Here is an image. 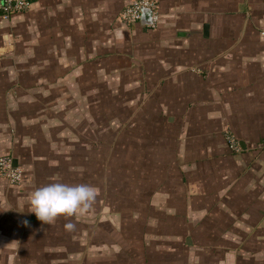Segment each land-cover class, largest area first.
Returning a JSON list of instances; mask_svg holds the SVG:
<instances>
[{
	"label": "rangeland",
	"instance_id": "rangeland-1",
	"mask_svg": "<svg viewBox=\"0 0 264 264\" xmlns=\"http://www.w3.org/2000/svg\"><path fill=\"white\" fill-rule=\"evenodd\" d=\"M132 1L115 11L110 20L103 21L104 24L92 25L97 26L96 43L101 46L95 52L87 48L86 55L81 54L82 49H71V53L62 54V46L58 49L48 46L50 41L46 31L50 22L47 17L37 19L33 16L32 6L9 17L0 14V37L6 47L0 54V80L8 86L6 95L15 101L26 102V105H31L28 98L38 99L37 106L45 108V112L41 110L39 114L42 118L37 116L39 108L36 104V112L23 104V129L36 125L47 130V136L35 138V149L31 158L24 155L25 162L8 137V149L3 150L0 157L17 158L18 166L26 173L25 180L12 185L1 174L0 177L19 193L54 182L90 185L99 193L89 212L71 219L73 223L86 226L85 233L76 237L80 240L78 247L72 244L66 248L65 258L61 255L62 247H57L54 255L61 259L50 260L47 264H84V261L86 264H196L202 263L209 253L206 234L193 231L191 227L193 222L189 213L195 208L194 198L186 197L183 210L189 215L184 218H180L179 210L172 206L165 210L171 197L176 202L175 190L185 193V187L188 188L183 174L174 167V148L177 146L174 136L181 130L183 121L185 126L184 116L191 113L186 104L164 105L176 109L170 121L165 108L158 103V92L161 95L160 90L165 83L174 82L173 77L162 81V87L146 85L150 65L158 62L154 54L159 49L143 46L152 47L147 43L154 42L159 22L153 27L142 28L136 26L137 23L125 21L124 10ZM218 27L221 30L220 24ZM79 34L85 38L82 31ZM93 36L87 32L81 46L88 44ZM205 43L199 44L202 53ZM203 59L200 57L199 61ZM145 95L151 97V102L144 99ZM17 107L21 108V105ZM6 111L9 113L8 109ZM10 111L14 115L17 112L13 103H10ZM13 128V123L8 120L10 135L14 134ZM190 131L191 134L200 128L194 127ZM230 137H234L235 146H239L238 139L227 134L230 145ZM36 175L41 181L35 184ZM175 181L180 187L176 185L175 188ZM96 206L98 210H95ZM70 233L79 234L78 231ZM188 237L193 242L186 245L193 246L194 256L203 251L197 262L187 253L185 240ZM130 238L144 240L143 243L127 240ZM213 252L216 259L226 260L221 264H232L231 248L216 246Z\"/></svg>",
	"mask_w": 264,
	"mask_h": 264
},
{
	"label": "crops",
	"instance_id": "crops-1",
	"mask_svg": "<svg viewBox=\"0 0 264 264\" xmlns=\"http://www.w3.org/2000/svg\"><path fill=\"white\" fill-rule=\"evenodd\" d=\"M129 1L32 0L31 6L33 16L47 17L50 22L46 31L48 46H62V54L82 49L81 54L86 55L87 48L90 52L100 50L95 28L110 20ZM157 1L159 25L155 40L147 43L152 47H143L151 50L157 46L159 52L154 55L158 62L150 65L146 85L162 87V81L173 77L175 83H165L161 95L158 92V103L165 108L170 121L176 109L164 105L186 104L191 113L184 116L185 126L183 121L174 136V167L181 171L188 188L185 187V193L175 190L176 202L171 197L165 210L172 206L179 210L178 216L190 214L192 230L205 233L208 244L231 248L232 264H264V0ZM205 24L209 25L208 36L204 34ZM136 26L153 27L141 22ZM179 31L188 34L180 36ZM87 32L94 36L90 43L81 46ZM1 39L0 54L6 48ZM204 42L206 48L202 53L199 44ZM200 57L204 59L199 61ZM7 88L0 80V153L7 151L11 137L13 148L25 162L24 155L31 158L35 149V138L47 136V130L36 125L23 129L22 105L36 112V104L39 117L45 108L37 106L38 99L32 97L27 100L31 105L7 97ZM146 97L151 102V97ZM10 103L16 107L15 115L10 111ZM8 120L14 126L10 129L14 131L12 135L7 131ZM194 127L200 131L190 134ZM227 134L238 139L240 150L232 149ZM38 181L41 179L36 175L34 183ZM176 185L180 187L177 181L175 188ZM34 191L35 187L33 191L19 193L0 177V264H47L60 260V256L54 255L57 247H62L61 255L65 258L66 248L72 244L78 247L80 240L76 237L86 231V226L75 223L78 229L74 231L79 234H71L65 229L68 221L64 217L54 225L39 220L28 222L35 215L30 212ZM186 197L195 199V208L189 214L183 210Z\"/></svg>",
	"mask_w": 264,
	"mask_h": 264
},
{
	"label": "clouds",
	"instance_id": "clouds-1",
	"mask_svg": "<svg viewBox=\"0 0 264 264\" xmlns=\"http://www.w3.org/2000/svg\"><path fill=\"white\" fill-rule=\"evenodd\" d=\"M98 194V189L90 185L50 183L31 193L30 212L46 225H54L58 218L64 217L68 221L65 229L71 232L76 225L70 218L89 212Z\"/></svg>",
	"mask_w": 264,
	"mask_h": 264
},
{
	"label": "built area",
	"instance_id": "built-area-1",
	"mask_svg": "<svg viewBox=\"0 0 264 264\" xmlns=\"http://www.w3.org/2000/svg\"><path fill=\"white\" fill-rule=\"evenodd\" d=\"M32 0H0V13L5 17L19 14L27 10L31 6ZM144 7H149L154 11V24L157 23L159 15L157 12L158 5L153 0H133L132 3L124 10L123 17L125 21L130 24L139 23L142 16V10ZM264 37V30L262 31ZM232 143L231 147L236 150H240L236 145V139L230 137ZM238 141V140H237ZM15 158L12 156L0 157V174L6 178L10 184L18 185L24 182L25 173L20 166L14 165ZM11 264H19L13 262Z\"/></svg>",
	"mask_w": 264,
	"mask_h": 264
},
{
	"label": "trees",
	"instance_id": "trees-1",
	"mask_svg": "<svg viewBox=\"0 0 264 264\" xmlns=\"http://www.w3.org/2000/svg\"><path fill=\"white\" fill-rule=\"evenodd\" d=\"M1 14V13H0ZM126 123V121L123 123V125ZM152 200V197H150V199L149 200H147V201H151ZM152 203V202H151ZM151 207H152V204L150 205ZM149 206V207H150ZM148 207V206H147ZM95 210H98V206H96L95 207ZM186 217V216H185ZM180 218H184V216H180ZM93 227H96V226H93ZM127 240H137L138 242H141V243H143V240L144 239H141V238H133V239H127ZM134 242V241H133ZM189 245V243L185 240V245ZM186 245V248H187V250H188V252L187 253H189V255H190V259L191 258H193L194 260H195V258H196V262H197V260L199 259L200 260V253L201 254H203V251H199V253L198 254H196V256H194V251H193V246H187ZM198 246H200V245H198ZM208 256L206 257V259L204 258L203 259V261H202V263H196V264H221V263H223V261L225 262L226 260L223 258H218V259H216L215 257H214V254L213 253H215V252H213V250H215V247L213 248V246L211 245V244H209V246H208ZM199 250V249H198ZM144 254H145V251H144ZM146 255V254H145ZM205 256V255H204ZM188 256H186L185 258H187Z\"/></svg>",
	"mask_w": 264,
	"mask_h": 264
},
{
	"label": "water",
	"instance_id": "water-1",
	"mask_svg": "<svg viewBox=\"0 0 264 264\" xmlns=\"http://www.w3.org/2000/svg\"><path fill=\"white\" fill-rule=\"evenodd\" d=\"M140 22H141V24L143 26H153L154 25V11H153V9H151L149 7H144L143 10H142V16H141ZM208 32H209V25L208 24H205L204 25V34H205V36H208ZM187 34L188 33L186 31H179L178 32V35H180V36H185ZM14 165L15 166H18L19 165L17 159L14 160ZM34 220H38L35 215L32 216V217H30L28 219V222L34 221ZM187 242L189 244H192L191 237H188Z\"/></svg>",
	"mask_w": 264,
	"mask_h": 264
}]
</instances>
